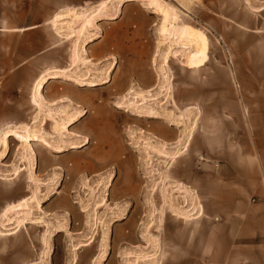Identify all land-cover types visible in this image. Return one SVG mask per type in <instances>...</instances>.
<instances>
[{"label": "crops", "instance_id": "1", "mask_svg": "<svg viewBox=\"0 0 264 264\" xmlns=\"http://www.w3.org/2000/svg\"><path fill=\"white\" fill-rule=\"evenodd\" d=\"M93 1L0 0V115H10L5 118L7 124L12 122L14 113H27L28 109L13 105L8 89L25 91L44 78L41 106L33 108L39 113L44 108L50 111L51 121L45 125L51 127L55 147L64 150L51 160L54 177L69 179L68 188L79 187L86 179L110 177L105 187L108 195H99L98 199L104 204L113 201L123 209L131 204L130 209H134L141 204L142 186L137 180L134 153L124 137L148 126L130 108L140 105V98L151 95L159 100V106L151 103L149 107L164 113L166 121L172 120L173 103H183L184 85V189L195 196L193 203L202 210L192 218L180 220L186 231L184 251L188 262L264 264V58L257 64L246 56L244 69L239 73L232 62V48L225 45L240 89H216L214 104L201 106L196 103L202 94L198 85L186 80L184 84H174L168 76L163 82L159 79L154 66L156 58L173 41L160 35L162 18L157 12L146 11V5L137 10L120 5L115 12L100 6L93 9ZM257 46L264 49V43L259 42L248 48ZM179 55L178 71L185 75H199L207 64L188 67L185 52ZM160 62L159 58L156 64ZM131 90L134 102L128 105L124 97ZM110 97L122 105L117 124L111 121L115 117L104 105ZM98 108L109 120L106 124L110 128H103L107 135L92 134L89 129V120ZM76 114V121H70ZM62 126L77 138L65 133ZM168 126L169 131L162 132L160 138L171 144L178 128ZM9 129L12 126L4 127L2 134ZM83 138L89 139L86 145L70 149L73 144L80 146ZM95 139L114 142L113 148H109L111 144L107 146L110 164H106L108 159L95 156ZM114 145L127 154L125 160L113 159ZM70 163L76 165V170L67 169ZM45 166L39 160L40 170L44 171ZM113 171L117 173L113 175ZM68 188L64 186V192ZM50 204L53 208L55 203ZM10 206L2 211L4 223V213ZM130 215L118 221L124 241L126 231L132 235L136 231L128 221Z\"/></svg>", "mask_w": 264, "mask_h": 264}, {"label": "rangeland", "instance_id": "2", "mask_svg": "<svg viewBox=\"0 0 264 264\" xmlns=\"http://www.w3.org/2000/svg\"><path fill=\"white\" fill-rule=\"evenodd\" d=\"M120 5L133 10L145 9L143 5H146V11L157 12L161 16L159 33L164 39L170 38L173 45H168L167 50L156 58L154 66L159 79L163 82L168 76L174 84H179V81L184 84L186 80L190 85H198L202 91L196 102L198 105L211 107L216 89H240L234 80L229 51L225 48L227 45L232 48V62L239 73L244 69L246 56L257 64L264 58L261 46L249 49L255 42L264 43V1L94 0L91 8L100 6L115 12ZM168 19L171 26H168ZM196 38H200L201 48L195 43ZM200 49H203L202 53L198 52ZM181 51L186 54L188 67L207 63L201 74L185 75L178 71ZM159 58L161 62L156 64ZM44 80H37L25 91L8 89L13 96V105L28 110L23 114L14 113L12 122L7 124L5 118L10 115H0V178H3L0 179V264H191L184 251L186 231L184 222L180 220L181 217L192 218L202 210L193 203L195 196L184 189V85L181 87L183 103H173L172 120L166 121L164 113L149 107L151 103L159 106V100L151 95L140 98V105L130 108L135 113L133 115L140 117L141 123L148 127L124 137L126 146L136 159L137 180L142 186V194L139 206L130 209L132 205L128 204L123 209L113 201L104 204L105 201L98 199L99 195H108L105 187L110 177L94 181L86 179L84 184L71 188H68L69 179L54 177L51 160L64 150L55 147L51 127L45 125L47 120L51 121L50 111L41 108L39 113V109L35 111L33 108L41 106V97L36 101V95L41 96L42 90L37 92V86ZM132 94L131 90L124 97L128 105L134 102ZM104 105L115 117L111 121L117 124L121 103L110 97ZM101 108L89 120V129L92 134L107 135L106 129L110 126L106 123L109 120H105ZM106 117L110 116L106 114ZM169 124L178 128H175V139L171 144L160 138L162 132L169 131ZM6 126H12L9 130L22 136L29 134L28 143L20 142L14 135L6 137V143H3V137L9 131L2 134ZM61 129L72 135L66 127ZM53 134L60 135L58 132ZM95 140L98 144L95 156L108 159L106 164H110L108 149L113 148L114 142L110 140L107 144V141ZM86 144L83 138L80 146L73 144L70 149ZM112 152L113 159L127 158V154L116 145ZM39 160L46 165L44 171L39 168ZM67 169L74 171L76 165L70 163ZM116 173L113 171V175ZM62 185L68 188V192H64ZM184 192L187 195L185 200ZM52 202L55 203L53 208ZM10 204L4 213V223L1 214ZM130 213L128 221L135 225L136 231L134 235L126 231L124 241L118 221ZM195 264L212 263L200 261Z\"/></svg>", "mask_w": 264, "mask_h": 264}, {"label": "bare ground", "instance_id": "3", "mask_svg": "<svg viewBox=\"0 0 264 264\" xmlns=\"http://www.w3.org/2000/svg\"><path fill=\"white\" fill-rule=\"evenodd\" d=\"M167 23H168V26L170 25V23H169V19L167 20ZM166 23V24H167ZM171 26V25H170ZM195 43L201 48V40H200V38H196L195 39ZM204 49V48H203ZM202 49V50H203ZM201 49L198 51L199 53H202L203 51H202ZM51 77V76H50ZM46 83V80H44L43 82H40L39 83V85L37 86V92H40L42 89H43V87H44V84ZM91 85V84H90ZM88 86H89V84H88ZM39 94V93H38ZM39 97H41V96H37L36 95V101L39 99ZM77 117H79V114H77L74 118H73V120L72 121H76V119H77ZM12 135H14L15 136V138L16 139H18L20 142H24V143H28V141L30 140V138H29V134H27V135H25V136H22V135H20V134H18L16 131H14V130H9L5 135H4V137H3V143H6V137H9V136H12ZM85 141H86V143H88V140L87 139H85ZM43 142V144L44 145H48L46 142H44V141H42ZM49 146V145H48ZM47 146V147H48ZM6 147V146H5ZM7 150V148L5 149V151ZM60 150V149H59ZM58 150V151H59ZM184 219V218H183ZM181 220H182V217H181Z\"/></svg>", "mask_w": 264, "mask_h": 264}]
</instances>
